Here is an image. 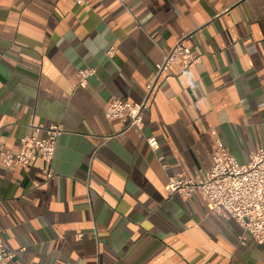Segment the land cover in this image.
I'll return each instance as SVG.
<instances>
[{
  "label": "crops",
  "instance_id": "1",
  "mask_svg": "<svg viewBox=\"0 0 264 264\" xmlns=\"http://www.w3.org/2000/svg\"><path fill=\"white\" fill-rule=\"evenodd\" d=\"M180 39L199 62L157 79L144 130L123 133L107 106L144 101ZM53 125L51 163L0 160L9 264H264L237 221L167 190L216 139L241 164L264 146V0H0V152Z\"/></svg>",
  "mask_w": 264,
  "mask_h": 264
},
{
  "label": "built area",
  "instance_id": "2",
  "mask_svg": "<svg viewBox=\"0 0 264 264\" xmlns=\"http://www.w3.org/2000/svg\"><path fill=\"white\" fill-rule=\"evenodd\" d=\"M114 52L115 48L112 47L109 55ZM198 62L199 58L180 39L156 65V79L148 84L147 98L140 103L114 98L105 110L106 118L109 121L119 120L125 123L123 133L133 128L143 131L148 98L157 79L172 65H179L186 70ZM95 73L94 68L80 70L79 87H86L89 78ZM63 131L61 126L53 125L47 129L45 138L34 135L23 137L18 152H0L2 166L6 169L14 166L25 167L37 157L51 163L55 158L58 137ZM148 143L153 150L158 148L156 137L148 138ZM159 161L164 168L167 167L164 156H159ZM52 176L50 173L49 178ZM167 190L182 198H200L212 212L234 219L251 234L256 243L264 245V146L257 149L248 163L241 164L225 144L216 139L210 166L193 177L184 174L169 175ZM10 254L0 230V264H9Z\"/></svg>",
  "mask_w": 264,
  "mask_h": 264
}]
</instances>
